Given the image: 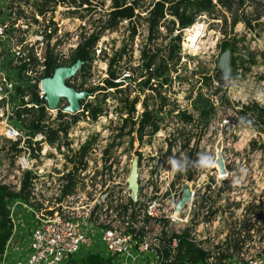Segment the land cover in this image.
Returning <instances> with one entry per match:
<instances>
[{
    "label": "built area",
    "instance_id": "obj_1",
    "mask_svg": "<svg viewBox=\"0 0 264 264\" xmlns=\"http://www.w3.org/2000/svg\"><path fill=\"white\" fill-rule=\"evenodd\" d=\"M71 1L74 0H0V184L17 191L23 172H29L26 197L12 198L7 204L11 232L0 255V264H4L9 247H17L15 235L22 226L28 230L25 252L8 264H72L69 256L85 250L109 257L114 264H170L177 251H183L179 240L184 233L188 240L209 253L203 264H217L213 256L218 252L231 253L226 264H237L239 259L243 260L241 264H264V206L259 209L257 198L238 203V213L231 215L226 227L218 231L219 243L215 240L219 216L210 209L214 199L205 194L208 196L203 200V211L197 215L195 210L196 189L203 185L198 182L196 165L200 153L197 148L205 142L214 125L211 94L215 86H205L208 94L198 86L189 95L186 90L185 101L180 103L173 100L174 94L165 83L155 88H139L134 82L137 99L128 114L121 110L117 118H111L101 107L94 118L87 114V122L77 115L75 119L71 116L78 111L87 113L83 109L85 101L78 103L73 112L65 109L66 103L58 107L59 99L54 107L48 106L40 81L43 76H50L54 68L49 75H42L46 52L52 53L57 65L66 64L63 62L68 54L64 52L58 29L60 22L63 17L68 18L65 13L69 9L89 3V0H78L72 6ZM259 16L250 20L253 28H260L264 23ZM255 21L259 24L255 25ZM237 22L246 28L243 20ZM98 25L95 26L98 28ZM95 26L89 32L97 30ZM255 33L251 46L254 55L247 49L248 60H253L255 65L251 66L250 62L248 66L255 74H262L264 29ZM202 35L203 32L196 42H201ZM179 52L182 57V46ZM238 55L242 58L241 53ZM22 61H26V66L20 67L19 79L15 69ZM197 65L198 62L192 67ZM238 65L241 69L242 65ZM194 70L199 71L201 81L204 72ZM228 76H231L229 71ZM169 77H175V72H169ZM31 82L35 84L37 98L43 100L39 105L43 106L45 117L41 122L45 125L41 130L27 133L19 125L24 113L17 118L15 111L23 106L37 107V104L29 102L27 94L15 92L14 88L17 83L23 88ZM148 91L151 94L145 96ZM197 92L207 97L211 105L206 118L200 116L193 104ZM117 107L115 102V111ZM55 111L62 116H51ZM146 111L153 114L155 126L150 121L140 125L142 113ZM54 121L61 122L64 131ZM229 122L228 118L220 120L224 126ZM238 122L236 118L235 124ZM47 126L56 129L50 140L43 131ZM209 151L212 156L213 144ZM132 164L134 190L128 181ZM183 184L189 191L188 200L176 209ZM206 185L209 188L207 182ZM209 185L213 187L214 183ZM243 220L249 222L245 227L241 225ZM224 240L228 243H222ZM233 240L237 241L236 245Z\"/></svg>",
    "mask_w": 264,
    "mask_h": 264
},
{
    "label": "rangeland",
    "instance_id": "obj_2",
    "mask_svg": "<svg viewBox=\"0 0 264 264\" xmlns=\"http://www.w3.org/2000/svg\"><path fill=\"white\" fill-rule=\"evenodd\" d=\"M147 1L142 0V7L147 5ZM77 2L78 0H74L70 4L73 6L74 4H78ZM99 2L100 0H89V3L81 4L79 8L69 9V12L65 13L68 18L63 17L58 29H60L61 40L65 46L64 52L68 54L67 56H69L70 50L79 42L81 33L87 35L95 25L100 24V18L103 17V13L107 10L109 1L105 0L102 4ZM85 6H90V9H88L90 12L88 15L81 17L79 14L85 13L88 8ZM256 11L261 12L263 17L259 16L261 18L259 20L264 22V0H245L242 12L239 10L238 13H247V16H252ZM230 12L233 13V9L228 11L225 8H221L218 9L214 18L203 14L198 18V21L204 24L203 35L200 37L201 42H197L198 48L188 44L185 28L181 31L179 46L183 48V56L179 57L175 77L171 78L169 86L170 92L174 94L173 100H177L180 103L185 101L184 94L186 90H191L195 86H198L206 94H208V91L205 89V86L209 84L211 86L220 85L221 87L218 92L210 91L214 97V125L205 142L200 143V147L197 148V151L200 153L198 164L196 165L199 172L198 182L200 185H203L196 189L197 202L195 203L197 215H200L203 211V200L205 197L209 195L211 199H214L210 209L214 210V215L219 216L220 227L217 226L215 230V240L218 243L220 241L217 236L218 231L220 228L226 227L225 223H227V220H231V215L233 216L238 213L239 202H245L248 198H257L259 209L264 206V129L258 130L255 126H242L240 121L235 124L236 118L239 120V117L234 114L233 107L231 106L235 105V107H239L240 103H247L251 99H256L261 104H264V58L262 59L263 73L255 74V70L251 69V66H254L255 62L248 60L247 54L249 50L254 55L255 52L251 46L255 36H257L255 31H260L261 33L262 29H264V23L260 25V28L255 27L251 30L248 28L244 29L238 22H235L231 27L229 26L231 19ZM141 14H143L142 11ZM238 20H242V18ZM96 26L95 28H97ZM128 28V22L122 19L118 22L115 29L104 30L93 45V56L88 64V68L84 72L77 69L74 74L65 79V83L75 90L82 88L86 90L88 96L86 94L82 100L91 102L92 104L97 103V105L103 108L104 114L111 118H117V112L119 113L120 111L118 109L114 110V104L116 102L119 106L120 102L117 101V95L116 93L114 95L113 89L99 88L102 85V78L106 75V62L102 55L110 54L112 50L124 44L125 52L120 61L122 68L117 79L121 80L119 86L126 88L123 94L127 95L128 99L137 96V90H133V88L134 84L141 78V76H137L139 74L137 64L139 59L138 50L141 47L145 34L144 23L141 19L139 20L135 25L136 33L131 38L128 36ZM158 29L161 35L157 37L153 47L159 45V53L165 54V42L167 41V38L163 36L165 28L160 26ZM223 36L225 38L236 39L235 43L239 46L235 50L237 60L240 57L239 53H241L242 58H247L241 69H238L240 65H237L234 76L227 75L225 78H223L219 66L221 59L225 57L226 67L229 68V50H218V42ZM60 48L62 49L61 46ZM66 58L63 63L67 65L68 57ZM196 62L199 65L192 67ZM250 62L253 64L249 67L248 64ZM245 65L248 67H244ZM197 68L208 75L209 81L207 83H204L202 80L200 81L198 78L199 71L194 72V74L192 73L193 75L190 76L189 83H186L183 78L179 77L178 79L176 76L177 74L179 76L189 75V70ZM170 72L173 71L171 70ZM137 78L138 80H136ZM90 87H92L91 90H88ZM149 94H151L150 91L145 96ZM148 101H151L150 97H148ZM65 103H67L65 97H60L57 106L63 107ZM57 114L58 112L55 111L51 116H56ZM74 114L78 118L83 119V122L88 121L86 119L87 113L84 111H78ZM222 118H228L230 121L229 125H221L220 120ZM231 122L234 123L232 124ZM210 144H213L214 149L212 156H209L211 153L209 151ZM218 153L226 169V175L223 179L219 178L216 174L218 169L215 161ZM206 182L209 188H207ZM209 182L214 183V186L211 187ZM230 205L232 209H229ZM15 242L18 245H16L17 247H9L4 264H8L10 260L20 257L25 252L24 244L26 243V237L24 235H16ZM224 242L228 243V240L222 241V243ZM240 258L242 257L240 256ZM226 260H223L225 264ZM231 260H235V258L232 257ZM242 261V259H239L237 264H241ZM216 263L219 264L218 261Z\"/></svg>",
    "mask_w": 264,
    "mask_h": 264
},
{
    "label": "trees",
    "instance_id": "obj_3",
    "mask_svg": "<svg viewBox=\"0 0 264 264\" xmlns=\"http://www.w3.org/2000/svg\"><path fill=\"white\" fill-rule=\"evenodd\" d=\"M82 1L87 0H80V2ZM101 1L104 2L105 0ZM244 1L245 0H148L147 5L142 7V0H109L107 10L103 13V17L100 18V24L98 25L97 30H92L91 32H88L87 35H84V33L80 34L79 42L72 50H70L68 64L75 59H79L81 63L78 69L84 72L88 68V64L93 56V45L104 30L115 29L118 22L125 19L129 26L128 36L131 38L136 33L135 25L141 19L144 23L145 34L141 47L138 50L139 59L137 68H139V74L137 76H141V78L136 84L139 88L145 86L155 88L156 85L160 87L163 83L170 86L171 78L169 77V72L171 70L173 72L177 70V63L180 57L179 45L181 42V31L192 25L199 14L203 13L214 18L218 9L221 8H225L228 11L233 9V13L230 12L231 19L229 26L232 27L238 19L242 18L245 27L251 30L254 26L250 24V20L257 19L261 12L256 11L252 16H247V13L239 14L238 11L240 10V12H242L243 10ZM88 9L90 8L88 7L86 9V13L90 12ZM141 11L143 14H141ZM258 24L259 22L255 21V25ZM160 26L165 28L163 36L167 38V41L165 42V54L159 53V45L153 47L157 37L161 35L160 30L158 29ZM235 42V38H225L224 36L218 42V50H229L228 63L231 76H234L236 73L235 67L238 64L242 65L244 61L241 57L237 60L235 50L238 47ZM124 52V44H121L118 48L112 50L110 54L102 55L106 62V75L102 78V85L99 86V88L106 89L111 87L114 95L116 93L117 100L120 102L117 109L120 112L123 110L128 114L133 109V103L137 98L136 96H133L131 99H128L127 95L123 94V91L126 88L119 86L121 80L117 79L120 75V69L122 68L120 61ZM25 62L26 61H22L21 65L15 69L19 79L22 77L19 76L20 67L23 68L26 66ZM57 64L59 63L55 61L52 53L47 51L45 56V68L42 75H49ZM131 69H133V67H131ZM194 72L195 70L191 69L189 70V75L179 76V74H177L176 76L178 79L179 77L183 78L186 83H189L190 76L193 75ZM202 81L207 83L209 81L208 75L203 74ZM91 88L92 87L88 88V90H91ZM220 88V85L215 86V91H218ZM24 89L27 91L24 92ZM34 89V82L25 84L23 88L17 83L14 88L15 92L27 94L29 102L37 104V107L23 106L15 111V116L17 118L20 117L21 113H24L19 125L27 133L41 130L42 126L45 125L41 122L45 117L43 106L39 105L43 100L37 98ZM190 91L191 90L189 89L187 95L190 94ZM155 92L158 94L159 90L156 89ZM20 101L23 102L22 99H20ZM82 101L83 100L81 99L79 103H82ZM193 104L198 108L200 116L206 118L211 108L208 98L203 96L201 92H197L193 99ZM83 109L87 110V114L91 118H94L99 112H101V107L97 105V103L92 104L87 101L83 103ZM233 111L239 117L242 126H255L258 130L264 129V107L257 104L255 101L252 100L247 103H242L240 107L233 109ZM71 115H74L72 116V119L77 118L75 114ZM181 115L185 116L183 113H181ZM56 116L60 117L62 116V113L58 111ZM152 116L153 114L149 111L143 112L139 121L140 125L146 121H150L153 126H155ZM57 127L64 131V126L61 122H58ZM43 131L47 134V139L50 140L54 138L56 129L47 126ZM28 177L29 172L24 171L20 188L17 191L10 190L5 184H0V255L3 252L5 242L11 232V221L8 217L7 204L12 198L23 199L26 197ZM248 224L249 222L247 220L241 222L243 227ZM27 232V228L22 226L20 227V232L16 235L25 236ZM233 243L236 245L237 241L233 240ZM180 247L183 248V251H177L175 260L170 264H203L209 256L208 252L203 251L192 241L188 240L185 233L180 237L179 248ZM213 257L219 262V264H225L224 262H221V258L228 259L231 257V253L218 252L214 254ZM68 261L72 264H114L111 258L105 257L91 250L81 251L75 255L69 256Z\"/></svg>",
    "mask_w": 264,
    "mask_h": 264
},
{
    "label": "water",
    "instance_id": "obj_4",
    "mask_svg": "<svg viewBox=\"0 0 264 264\" xmlns=\"http://www.w3.org/2000/svg\"><path fill=\"white\" fill-rule=\"evenodd\" d=\"M220 70L222 71L223 78L228 75L229 68L226 67L225 57L220 61ZM81 61L79 59H75L70 64L65 65H57L54 67L50 76H43L40 81L41 89L44 91V98L50 107H54L56 105L57 100L60 97H65L67 103L65 105V109L69 112H73L79 103V99H82L86 95V91L83 89L75 90L73 87L67 85L65 83V78L71 76L76 72L79 68ZM216 164L218 166V171H224V164L218 153L216 158ZM134 164L131 165L129 171V184L131 189L134 190L135 182H134ZM189 191L185 184L182 185V194L176 203V209H178L184 200H188Z\"/></svg>",
    "mask_w": 264,
    "mask_h": 264
},
{
    "label": "bare ground",
    "instance_id": "obj_5",
    "mask_svg": "<svg viewBox=\"0 0 264 264\" xmlns=\"http://www.w3.org/2000/svg\"><path fill=\"white\" fill-rule=\"evenodd\" d=\"M202 32H203V24L198 22V21H195L192 25L186 27L185 28V36H186L187 41L189 42L188 44L192 45L194 47H195V45H198L196 42V39ZM216 167L218 168L217 164H216ZM217 174H218V176L226 175V169L224 168L223 172L218 171Z\"/></svg>",
    "mask_w": 264,
    "mask_h": 264
}]
</instances>
